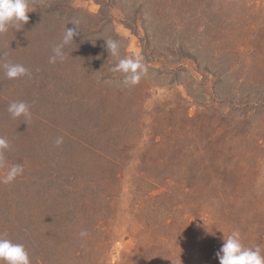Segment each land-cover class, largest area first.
I'll return each mask as SVG.
<instances>
[{
    "label": "rangeland",
    "instance_id": "374dc122",
    "mask_svg": "<svg viewBox=\"0 0 264 264\" xmlns=\"http://www.w3.org/2000/svg\"><path fill=\"white\" fill-rule=\"evenodd\" d=\"M28 10L0 34V137L11 145L0 179L24 168L0 182V234L31 264H219L233 231L264 254V0ZM76 22L80 36L50 63ZM136 56L148 74L130 86L111 69ZM6 63L30 75L10 80ZM13 101L31 119L13 118Z\"/></svg>",
    "mask_w": 264,
    "mask_h": 264
},
{
    "label": "clouds",
    "instance_id": "9594fccd",
    "mask_svg": "<svg viewBox=\"0 0 264 264\" xmlns=\"http://www.w3.org/2000/svg\"><path fill=\"white\" fill-rule=\"evenodd\" d=\"M29 0H0V34L5 33L10 27L19 30L20 25L28 22ZM74 27L66 28L62 41L52 49L53 55L49 58L50 63L63 60L65 56L64 49L67 45L74 42V38L80 36L78 22L72 24ZM106 48L113 57H119V44L117 41L106 40ZM5 75L8 79H18L29 76L30 73L26 67L21 64L6 63L3 65ZM114 73H124V83L134 86L148 74V67L143 62V58L126 57L118 59V62L111 69ZM8 112L13 118L24 117L25 120L31 119L30 106L24 101H13L8 106ZM63 143V137L56 139V145ZM11 147L9 141L0 137V167L6 165L5 152ZM24 168L21 165H13L7 170V174L0 179L4 184H10L16 178L22 175ZM88 233L82 231L81 237H86ZM219 264H264V254L260 246L255 248H246L241 242L238 231H233L223 242L219 252L216 254ZM0 264H31L27 250L23 244L14 243L0 234Z\"/></svg>",
    "mask_w": 264,
    "mask_h": 264
}]
</instances>
